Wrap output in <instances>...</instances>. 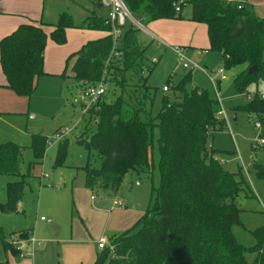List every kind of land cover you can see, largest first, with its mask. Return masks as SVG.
<instances>
[{
  "label": "trees",
  "instance_id": "1",
  "mask_svg": "<svg viewBox=\"0 0 264 264\" xmlns=\"http://www.w3.org/2000/svg\"><path fill=\"white\" fill-rule=\"evenodd\" d=\"M125 2L134 16L147 22L182 18L181 0ZM189 3L191 20L206 24L211 50L222 54L224 67L229 70L246 65L234 77L237 91L247 92L251 85L256 86L255 98L237 109L264 120V98L260 95V86L264 84V17L257 14L250 2L189 0ZM44 25L47 24H21L0 41L6 86L20 96L30 98L36 90L37 77L45 72L49 34ZM83 26L100 31L112 28L105 23L104 16L95 13L84 20ZM71 27H75L72 16L62 12L50 37L57 44H65L66 30ZM113 42V36L106 35L88 41L78 50L70 67L77 81L91 84L102 79ZM121 49L123 58L108 66L117 77L145 65L142 64L147 61L145 49L138 42L134 26L123 34ZM149 70L152 72V68ZM167 82L169 85L170 81ZM190 82L189 74L174 86L183 99L165 96L155 117L147 109L154 89L152 94L144 92L142 103L132 104L120 96L112 103L101 104L93 115L95 124L98 121L97 131L85 140V145L103 160L100 168L83 167L87 188L118 187L131 171L153 177L156 161L159 171V182L153 184L146 213L131 228L112 234L109 246L100 249L94 264H250L248 257L253 254L252 264H264V224L252 231L255 241L251 245L243 244L235 232V227H245L242 219L245 210L239 200L255 196L248 174L243 166L236 171L228 170L215 155L222 151L208 147L209 137L227 125L219 115L221 102L207 89L188 92ZM48 143V136L32 135L35 160L30 166L43 160ZM23 150L22 145L13 141L0 143V175L21 177L7 184V200L0 203V210L5 213L18 211L27 186L29 173H23L21 168ZM67 150L68 140H59L56 166H64ZM254 170L264 180V164L255 163ZM17 239H29V232H19ZM0 240L5 251L22 257V250L13 243L15 239L7 240L2 230Z\"/></svg>",
  "mask_w": 264,
  "mask_h": 264
},
{
  "label": "rangeland",
  "instance_id": "2",
  "mask_svg": "<svg viewBox=\"0 0 264 264\" xmlns=\"http://www.w3.org/2000/svg\"><path fill=\"white\" fill-rule=\"evenodd\" d=\"M181 1H184L183 11L180 10L183 17L175 19V21L159 20L147 22L134 16L137 22H127L124 33L131 26L137 29L138 42L145 49L144 53L147 61H142V64L145 63V65L129 70L123 77H117L113 73V69L108 68L107 94L102 97L101 104L104 102L112 103L120 96L132 104L142 103L144 101V92L152 94L154 89L153 99L148 102L147 109L155 117L162 109L165 96H170L171 98L179 96V100L183 99V94L175 91L174 86L178 85L189 74L191 75V82L187 84L188 92L203 88L207 89L212 97L218 99L215 87L207 73L215 75L219 68L223 67L222 56L214 51H210L208 54L204 53L202 49L205 45L210 47L205 42L207 31L202 23L189 19L191 17L189 0ZM98 3H102V1L2 0V4L14 12L15 15L24 16L22 13H28V17L36 21L57 22L61 13L67 12L72 16L75 24V27L66 30L67 41L65 44H57L48 36L44 57L45 72L37 77L36 90L31 98L20 96L17 93L13 100L7 97L2 98L4 101L10 100V102L14 103L12 109L18 112V114L14 115V119L21 120L27 129L25 142H17L26 146L22 154L21 168L23 173H29L26 176L27 186L23 196L27 203V209L30 211V217H36L37 202L41 196L44 198V208L39 210L37 216L40 218L44 215L47 218V220L43 221L44 225H51L49 223V207L55 206L57 208L59 221L52 224V229L54 228L53 230L57 231V233L59 232L62 236H66L72 230L74 238L78 240H60L62 242L61 249H63L61 251L62 257L69 264V261L75 259H78L80 264L82 259L88 260L89 251L91 256L93 255L91 246L94 249L99 246L95 240L99 239L101 235L107 236L108 240L105 246H109L110 236L108 235L114 233V228L113 220L111 219V222L106 223V219L114 197H117L118 200L120 199L128 208L136 206L146 213L152 195L153 184L159 182L158 163L156 161L154 178L148 173L131 171L123 178L118 187L108 186L92 191V194L97 195L95 201L91 200L92 194L87 191L85 186L86 174L83 167L90 165L100 168L103 158L99 153L88 149L85 145V140L97 131V123L95 124L93 121V112L83 115L81 111L85 105H88L83 100L82 93L89 83L77 81L70 67L76 60L78 50L85 43L99 38L102 34L100 30L88 29L83 26V22L88 16L105 12L104 9L101 10L98 7ZM105 9L107 10V7ZM15 15L10 14L9 17L12 20H17L19 17ZM153 33L157 34V38ZM159 37L165 43L160 41ZM176 47L183 50V53L188 58V60H185L186 62L191 66V62L199 63V67H184V61L175 51ZM69 56H73V58L71 57L70 65L67 67ZM153 57L158 59L157 63H152ZM149 68H152V72H150ZM245 68L246 65H240L234 70H226L228 78L223 79L219 85V96L222 98L221 110L223 109L226 114L228 124L236 136V141L232 139L230 129L226 125L223 130L216 131L210 136L208 143H213L217 150L224 151L220 159L222 162L226 161L227 164L224 163L230 171H236L239 168L241 163L239 157L241 156L244 163L248 165L249 172L246 170L245 172H248V178L253 190L254 188L256 191L259 189L257 194L260 201L255 203L251 201L257 209H260L256 213L255 219L246 222L248 229L235 227V232L241 242L251 245L255 241L252 231L264 224V183L256 178L254 170L255 163L264 164V151L260 142V139L264 137V120H261L255 114H250L251 119H248L246 113L237 109L238 106L251 102L256 96V87L254 86H250L247 92L241 93L235 87V75ZM66 73L67 76H64ZM168 80L170 81L169 90L164 91L163 87L168 84ZM260 91L262 96L264 94V84ZM250 92L251 100L247 94ZM90 109L92 111L91 106ZM235 115H237V120H234ZM220 116L223 118L224 115ZM255 120L262 123L263 128L261 131L255 127ZM58 128L61 129L55 132ZM153 133L155 145H157L158 129L156 127ZM32 134L48 136L49 143L43 160L30 166V162L35 160L31 148ZM56 134H60L61 139L68 140L67 157L62 167L55 164L59 143V140L54 136ZM236 148H238L237 153H230L234 152ZM256 149L260 151L257 154L260 158H255L253 160L254 163L249 165L248 163L252 160V150ZM42 174H47V178L42 179ZM20 179L21 177L14 176L0 177V198L4 199V201L7 200V182ZM257 187L259 188L257 189ZM83 191L86 192V195H82L83 203L82 208H80L81 193ZM76 192H78L77 198L75 197ZM92 202L99 204L105 210H102V212L89 211ZM241 202L247 201L242 200ZM87 211L89 214H87ZM243 219L247 221V217L244 215ZM12 229L19 230L20 228ZM44 230L46 231V226ZM4 234L10 235L7 234V231ZM17 236L16 233H13L11 238L18 240ZM254 256V254L249 255L250 264H252ZM2 258L5 259V254L0 244V262L3 261L1 260Z\"/></svg>",
  "mask_w": 264,
  "mask_h": 264
},
{
  "label": "crops",
  "instance_id": "3",
  "mask_svg": "<svg viewBox=\"0 0 264 264\" xmlns=\"http://www.w3.org/2000/svg\"><path fill=\"white\" fill-rule=\"evenodd\" d=\"M237 2H239V1H237ZM244 2L252 3L257 14L261 17H264V0H245V1H240L239 3H244ZM98 7L101 10H103V9L105 10V12L103 14H99V15L105 16L107 13L108 7L106 10L105 9L106 6H104L102 3H98ZM182 11H183V9H182ZM10 14L15 15L14 12L10 11L7 7H5V5L2 4V0H0V41L4 37L13 33L21 24H25V23H34L37 25H42L43 23H46L47 25H44V28L47 30V32L50 36V32L53 30V25L57 23V22L36 21L35 19L28 17L29 16L28 13H22L24 16L15 15L16 17H19V18L17 20H12L9 17ZM191 16H192V7H191ZM189 19L191 20V17ZM164 20L166 21L168 19H160V21H164ZM171 20L175 21V19H171ZM156 21H159V20H156ZM156 21H151V22H156ZM203 26H204V29H206V31H207V36H206L205 42L210 47H207L205 45V47L202 50L204 51L205 54H208V53H210V51H213V50H211V44H210V40H209V36H208L207 26H206V24H203ZM101 32H102V34L100 37H104V36L108 35V33L106 31H104L105 33L103 31H101ZM153 34L157 38V36H156L157 34H155V33H153ZM158 39L160 41L164 42L161 37H159ZM205 50H207V52ZM221 56H222V54H221ZM222 60H223V56H222ZM0 66H1V71H0V143L13 141V142L20 144L17 141L25 142V140H26L25 134H26L27 129L24 127V124L21 120L14 119V115L18 114V112H16L15 110L12 109V106L14 105V103L10 102V100L15 99L16 92L6 86L7 85V78L3 72L1 62H0ZM236 68H234V69H236ZM234 69H229V71L234 70ZM226 70H228V69H226ZM225 74L227 75L226 71H225ZM66 76H67V73H66ZM217 78H219L218 79V85H217L218 91H219V85H220V82L222 80L220 79V76H218ZM227 78H228V76H227ZM251 86L256 87L255 85H251ZM262 86L263 85L260 86V89L262 88ZM215 90H216V88H215ZM216 93H217V91H216ZM247 94H248V96H250V100H251V97H252L251 92L247 93ZM3 97H7L10 100L4 101L2 99ZM220 99L222 102L221 97H220ZM235 111H237V110H235ZM33 117H35V116H33ZM224 117L227 120L225 112H224ZM246 117H248V119H251L250 115H248V114ZM234 120H237V115L234 116ZM256 122H259V121H256ZM256 122H255V127H256ZM227 125H228V128L230 129L232 139L234 141H236V136L233 133V131L231 130V126L228 124V121H227ZM262 128H263V125H262ZM262 128L261 129L257 128V129L259 131H261ZM59 129H61V128H58L55 132H57ZM55 132H54V134H55ZM261 139H260V142H261ZM20 145H22V144H20ZM22 146L26 147L25 145H22ZM236 146H237V143H236ZM262 146L264 147V144H262ZM209 149H216L214 147L213 143H209ZM223 152L224 151L215 154L216 158H218L221 162H222V160L220 159V156ZM237 152H238V148H236V150L234 152L232 151L230 153L234 154ZM259 153H260V151L257 149L252 150V160H251V162L248 163L249 165H251V163H254L253 160L255 158L256 159L260 158V156L257 155ZM239 158L241 161L240 166H243V168L249 172L248 165L246 163H244L243 158L241 156ZM224 162L226 163V161H224ZM46 175L42 174V176H41L42 179L47 178ZM255 176H256V174H255ZM0 177H5V176L0 175ZM256 178L264 183L263 179H259L257 176H256ZM7 179H9V178H7ZM7 184H8V182H7ZM258 188L259 187H257V189ZM254 190H255L254 191L255 192L254 197L242 198L239 200V205L245 210L242 214V219H243V215L247 217V221H244V219H243L244 226H245L244 229H248L246 222L254 220L255 216L257 215L256 213L259 212V210H260V209H257L254 204L251 203V201H254V203L256 201H260V198L257 194V191L259 189L256 191V189L254 188ZM87 191L90 194H92L93 193L92 191H94V190L87 188ZM77 193L78 192L75 193L76 198H77ZM82 195H86V192L83 191V193H81L80 208H82V203H83ZM96 198H97L96 194L91 195L92 201H95ZM242 200H245L247 202L242 203L241 202ZM43 201H44V198L42 196L40 198H38L36 217L35 218L30 217V211L27 209V203L25 202L24 196L19 201L18 211L16 213H5V212H2L0 210V230H2L3 234L6 231H7V234H10L9 236L4 234V236L7 240L12 239L11 236H13V233H16V235H18L19 232L24 231V230L29 232V238L30 237L35 238V242L27 241L25 243L23 251L26 253V255L24 257H21V258L14 257L10 252L5 251L3 249L2 243H0L1 248L3 250V253L5 254V259L4 258L1 259L4 262L1 261L0 264H3V263L4 264H69V263H67L66 259L62 257L61 251L63 249H61V243L62 242H60V240H63V241H65V240H67V241H72V240L78 241V240H76L74 238V233L72 230L70 233H67L66 236H62L59 232L57 233V231L53 230L54 228L52 229V224L59 221L58 210L55 206L49 207V212H50L49 223L51 225L47 226V225L43 224V221L47 220V218L44 215H42L40 218L37 216L39 210L41 208L42 209L44 208ZM3 202H6V201H4V199L0 198V203H3ZM93 210L102 212V210H105V208H102V207H100L99 204H94V202H92L91 207L89 208V211H93ZM28 212H29V216H28ZM87 214H89L88 211H87ZM143 215H144V212L142 210L138 209L136 206H132L131 208H128L126 204H124L122 201H120V199L118 200L117 197H114L112 207L108 209V217L106 219V223L111 222V219H112L113 220V228H114L113 234L120 233V232L125 231V230L131 228L132 226H134L137 223V221ZM44 217H45V219H43ZM12 219H14V220H12ZM15 223H16V225H14ZM45 226H46V231L44 230ZM12 228H20V229L19 230H13ZM101 236H105V235H101ZM101 236H100V238H101ZM108 236H111V235L109 234ZM60 238H62V239H60ZM99 239L95 240V242L97 241L98 244H99ZM0 242H1V240H0ZM91 250L93 251V255L91 256L90 251L88 250L89 251V259L88 260L82 259L81 264H85V263L86 264H94L95 263L96 258H97V253L100 251V248L98 246V247H96V249H94L91 246ZM69 262H70V264H80L78 259L77 260L75 259V260L69 261Z\"/></svg>",
  "mask_w": 264,
  "mask_h": 264
},
{
  "label": "built area",
  "instance_id": "4",
  "mask_svg": "<svg viewBox=\"0 0 264 264\" xmlns=\"http://www.w3.org/2000/svg\"><path fill=\"white\" fill-rule=\"evenodd\" d=\"M228 2L234 1V0H226ZM102 4L106 7H108L107 13L104 16L105 17V23L108 25H111L110 31H106L108 35L113 36V48L110 53V56L108 60L106 61V68L103 74L102 79L99 82L96 83H91L86 85L84 88V91L82 93V98L83 100L86 101L88 105H85L82 108V114L87 115L90 112H93L96 114L100 109H101V100L102 97L107 94V76H108V66L116 60H121L123 58V51L121 49L122 45V36L124 34V28L127 25V22H137L135 19L134 15L128 8L125 0H102ZM241 7V5H240ZM177 10H180V6H177ZM176 53L181 57V59L184 61V67L186 68H192L194 66L199 67V63L196 62H191L192 66L186 62L185 60L188 58L185 56V53H183V50L179 47H176L175 49ZM207 52V50H205ZM158 59L156 57L152 58V63H157ZM205 72H207L204 69ZM226 68L223 66L219 68V70L216 72L215 75H212L210 73H207L213 83V85L216 88L217 95H218V100L221 102L220 96H219V91H218V76H220V79H226L227 75L225 74ZM164 91H168L169 87L168 85H165L163 87ZM264 98V94L262 95ZM222 105V102H221ZM90 106L92 107V111L90 109ZM220 115H224V110L222 109L219 113ZM223 118H225L223 116ZM226 120V118H225ZM227 121V120H226ZM256 127L257 128H262V124L260 122H256ZM56 139L61 140V135L56 134L54 135ZM261 143L264 144V138L261 139ZM45 219V218H43ZM107 236H101L99 239V248H104L105 245L107 244ZM27 241L35 242L34 237H30L27 240H16L13 241L20 250H22L21 256L24 257L26 253L23 251L24 245Z\"/></svg>",
  "mask_w": 264,
  "mask_h": 264
},
{
  "label": "water",
  "instance_id": "5",
  "mask_svg": "<svg viewBox=\"0 0 264 264\" xmlns=\"http://www.w3.org/2000/svg\"><path fill=\"white\" fill-rule=\"evenodd\" d=\"M98 121H96V123H97Z\"/></svg>",
  "mask_w": 264,
  "mask_h": 264
}]
</instances>
